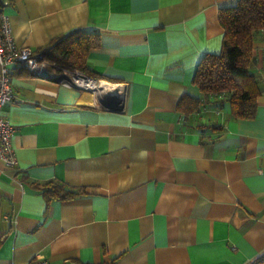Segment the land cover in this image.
<instances>
[{"label":"crops","instance_id":"1","mask_svg":"<svg viewBox=\"0 0 264 264\" xmlns=\"http://www.w3.org/2000/svg\"><path fill=\"white\" fill-rule=\"evenodd\" d=\"M5 1L19 46L98 33L82 71L119 92L12 70L1 114L17 163L0 161V264H251L264 254V29L253 35L252 118L232 117L226 93L194 83L200 60L220 52V10L239 0ZM116 95L119 106L104 105ZM184 95L199 98L196 110L180 108ZM49 180L77 193L47 197L36 185Z\"/></svg>","mask_w":264,"mask_h":264},{"label":"trees","instance_id":"2","mask_svg":"<svg viewBox=\"0 0 264 264\" xmlns=\"http://www.w3.org/2000/svg\"><path fill=\"white\" fill-rule=\"evenodd\" d=\"M219 22L223 28L220 52L207 54L200 60L194 83L203 94L226 93L232 117L252 118L261 88L249 67L254 32L264 29V0H239L235 6L220 10ZM99 45L98 33L76 30L53 46L40 50L45 52V58L53 68L85 71L86 54ZM199 103V98L184 95L179 105L182 110L192 112ZM36 187L47 197L68 198L77 193L53 180ZM251 264H264V254L256 257Z\"/></svg>","mask_w":264,"mask_h":264},{"label":"built area","instance_id":"3","mask_svg":"<svg viewBox=\"0 0 264 264\" xmlns=\"http://www.w3.org/2000/svg\"><path fill=\"white\" fill-rule=\"evenodd\" d=\"M5 3V0H0V161L8 167H14L17 163L16 153L11 141L14 128L1 114L2 106L12 102L14 98L11 83V73L14 68L23 67L38 76L45 71L49 77L64 83H70L81 91H94L97 90L99 85L113 87L116 90L117 86L103 79L97 80L80 69L53 68V65L45 58V52L42 50L17 45L12 37L8 17L2 11ZM120 97V95L114 96L116 106L120 104ZM23 264H50V262L43 256L36 255Z\"/></svg>","mask_w":264,"mask_h":264},{"label":"water","instance_id":"4","mask_svg":"<svg viewBox=\"0 0 264 264\" xmlns=\"http://www.w3.org/2000/svg\"><path fill=\"white\" fill-rule=\"evenodd\" d=\"M41 76L42 77H47V73L44 71V72H42L41 73ZM118 88H116V90H115V94H118ZM117 103L115 102V100L113 99V100H108L107 102H106V104H104V105H108L107 107H112V105H116Z\"/></svg>","mask_w":264,"mask_h":264},{"label":"bare ground","instance_id":"5","mask_svg":"<svg viewBox=\"0 0 264 264\" xmlns=\"http://www.w3.org/2000/svg\"><path fill=\"white\" fill-rule=\"evenodd\" d=\"M97 90H104L106 92H108V94H110V96L112 95V93H115V89H111V87H107V86H104V85H99Z\"/></svg>","mask_w":264,"mask_h":264}]
</instances>
